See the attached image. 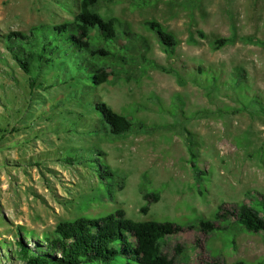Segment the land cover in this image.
<instances>
[{
    "label": "rangeland",
    "instance_id": "374dc122",
    "mask_svg": "<svg viewBox=\"0 0 264 264\" xmlns=\"http://www.w3.org/2000/svg\"><path fill=\"white\" fill-rule=\"evenodd\" d=\"M78 7L79 0H0V264H24L12 257L17 231L40 240L59 223L117 211L138 225L181 228L145 240L151 253L176 264H264V236L249 226L199 232L221 204L240 207L250 194L264 196V0H99L94 13L139 37L121 36L120 47L92 34L94 50L115 56L91 59L110 74L107 83L78 101L66 100L75 84L31 92L4 38L72 23ZM149 21L177 39L173 55ZM218 38L234 42L216 48ZM99 104L115 121L148 130L112 136V126L88 107ZM188 139L199 181L187 162ZM89 152L99 159L92 166ZM105 171L112 177L103 182Z\"/></svg>",
    "mask_w": 264,
    "mask_h": 264
},
{
    "label": "trees",
    "instance_id": "16d2710c",
    "mask_svg": "<svg viewBox=\"0 0 264 264\" xmlns=\"http://www.w3.org/2000/svg\"><path fill=\"white\" fill-rule=\"evenodd\" d=\"M98 2L99 0H79V12L72 23L54 27H34L28 33L10 32L4 38L5 49L15 67L26 76L31 92L47 91L56 86L57 82L75 84L76 88L66 100L78 101L86 89L107 83L110 74L104 68L97 69L91 59L97 61L115 56L103 49L94 50L91 44L92 34H97L109 45L120 47L121 36L134 41L139 37L117 20L105 21L94 13L93 8ZM145 25L156 36L164 53L173 55L179 43L177 39L155 21L146 22ZM201 36L203 38L202 34ZM241 40L263 45L258 39ZM233 42L234 38H218L212 45L219 48ZM51 68H56V75L47 79L44 72ZM163 71L172 72L165 69ZM91 106L96 107V112L105 124L112 126L111 134L114 137H125L132 132L148 130L139 122L124 124L115 121L112 110L105 104L88 105ZM187 153V162L199 181L200 175L203 174L196 166L197 155L190 140ZM71 158L73 161L82 160L78 155ZM86 160L91 166L99 161L94 152H89ZM107 172L100 174L103 182L112 177ZM150 197L153 202L158 199L153 195ZM245 200L240 207L221 204L212 221L199 222L200 234L209 236L223 231L227 228L226 225H245L251 227L253 234L264 236V196L253 193ZM181 231V228L172 223L138 225L128 219L123 211H117L97 220L80 218L73 222L59 223L52 232L41 235L40 240L32 232L17 231L18 239L14 242L17 249L12 251V257L24 264H176L173 258L170 259L159 251L151 253L145 245V240L153 236H172ZM25 239L34 244L33 250L25 245Z\"/></svg>",
    "mask_w": 264,
    "mask_h": 264
}]
</instances>
